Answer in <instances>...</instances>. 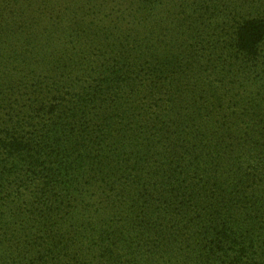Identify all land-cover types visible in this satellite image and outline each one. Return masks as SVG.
Returning <instances> with one entry per match:
<instances>
[{"label": "trees", "instance_id": "1", "mask_svg": "<svg viewBox=\"0 0 264 264\" xmlns=\"http://www.w3.org/2000/svg\"><path fill=\"white\" fill-rule=\"evenodd\" d=\"M0 264H264V0H0Z\"/></svg>", "mask_w": 264, "mask_h": 264}]
</instances>
